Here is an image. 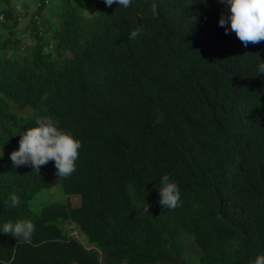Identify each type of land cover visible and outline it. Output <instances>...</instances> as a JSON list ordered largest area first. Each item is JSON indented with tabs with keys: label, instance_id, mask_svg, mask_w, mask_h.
<instances>
[{
	"label": "trees",
	"instance_id": "1",
	"mask_svg": "<svg viewBox=\"0 0 264 264\" xmlns=\"http://www.w3.org/2000/svg\"><path fill=\"white\" fill-rule=\"evenodd\" d=\"M30 1L0 0V223L35 230L28 243L0 232V264H102L100 252L104 264H250L264 252V41L226 34L222 0H34L20 28ZM37 116L80 139L70 176L52 160L13 166ZM163 174L180 188L172 209ZM57 185L63 201L37 198Z\"/></svg>",
	"mask_w": 264,
	"mask_h": 264
},
{
	"label": "clouds",
	"instance_id": "2",
	"mask_svg": "<svg viewBox=\"0 0 264 264\" xmlns=\"http://www.w3.org/2000/svg\"><path fill=\"white\" fill-rule=\"evenodd\" d=\"M106 5L114 2L122 8H128L132 0H104ZM227 6V14L219 18V26L224 27L225 33L235 32L237 38L247 47L248 44H258L264 41V0H222ZM153 14L156 5H152ZM139 30H131L129 39H135ZM257 74H264V59L258 58L256 64ZM35 126L28 127L20 133L19 146L10 152L9 157L14 167L31 165L33 169L54 161L59 177H68L76 169V161L81 148V141L69 130L62 128L59 121L49 116H37ZM3 156L0 150V157ZM159 202L166 209H172L181 202L179 185L163 174L159 181ZM10 207H17L20 198L17 194L8 195ZM35 225L31 220L22 219L14 222L0 223V232L11 233L25 243L31 241ZM103 255L100 252V256ZM104 256V255H103ZM101 259V257H100ZM101 263L102 259H101ZM250 264H264V252L258 253Z\"/></svg>",
	"mask_w": 264,
	"mask_h": 264
},
{
	"label": "rangeland",
	"instance_id": "3",
	"mask_svg": "<svg viewBox=\"0 0 264 264\" xmlns=\"http://www.w3.org/2000/svg\"><path fill=\"white\" fill-rule=\"evenodd\" d=\"M18 3V8L19 9H25L21 2L20 1H17ZM29 11H28V15L27 16H24L21 21H20V28L27 25L28 22H30V17H31V12L34 10V0H31L30 1V5L28 7ZM46 14L47 16L49 17V19L54 22V23H57V18L54 14L51 13V11H46ZM29 25V24H28ZM25 39L23 40V43L26 44L29 40L28 38V34H29V31L27 30L26 33H25ZM60 190V194L58 193H53V194H48L47 192L43 191L41 192L40 196L37 197L40 201H46V200H50V201H63L64 198H65V195L63 193V191H61V186L60 185H57L55 187V190ZM70 200H71V203L73 206L75 205H78L80 203V198L79 196L77 195H71L69 196ZM64 227L69 230L70 234L76 236L77 238H79L81 241H84L86 242V239L85 237L81 234V232H79V229L74 225V223H72L71 221H66L65 224H64ZM101 259H102V262L104 264L105 262V257L103 255H101Z\"/></svg>",
	"mask_w": 264,
	"mask_h": 264
}]
</instances>
